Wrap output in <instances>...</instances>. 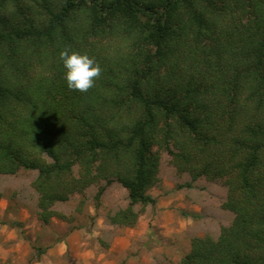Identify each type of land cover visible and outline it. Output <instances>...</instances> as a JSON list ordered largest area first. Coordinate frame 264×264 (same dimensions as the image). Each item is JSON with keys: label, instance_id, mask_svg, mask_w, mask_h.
I'll return each mask as SVG.
<instances>
[{"label": "trees", "instance_id": "trees-1", "mask_svg": "<svg viewBox=\"0 0 264 264\" xmlns=\"http://www.w3.org/2000/svg\"><path fill=\"white\" fill-rule=\"evenodd\" d=\"M65 48L103 70L87 93L65 85ZM162 152L222 182L233 214L176 264H264V0H0V175L37 172L40 222L116 182L108 222L135 227Z\"/></svg>", "mask_w": 264, "mask_h": 264}, {"label": "rangeland", "instance_id": "rangeland-1", "mask_svg": "<svg viewBox=\"0 0 264 264\" xmlns=\"http://www.w3.org/2000/svg\"><path fill=\"white\" fill-rule=\"evenodd\" d=\"M36 175L25 170L0 175V264H176L192 238L216 239L233 220L221 207L227 193L223 183L191 181L176 171L165 152L158 182L148 191L155 203L133 228L108 222V214L127 204L126 192L116 182L105 187L98 203L94 196L104 182L89 187L84 197L75 194L55 204L53 210L65 218L43 224L32 186Z\"/></svg>", "mask_w": 264, "mask_h": 264}, {"label": "clouds", "instance_id": "clouds-1", "mask_svg": "<svg viewBox=\"0 0 264 264\" xmlns=\"http://www.w3.org/2000/svg\"><path fill=\"white\" fill-rule=\"evenodd\" d=\"M59 62L63 68V80L69 91L87 93L100 77L102 68L94 57L70 48L59 52Z\"/></svg>", "mask_w": 264, "mask_h": 264}, {"label": "crops", "instance_id": "crops-1", "mask_svg": "<svg viewBox=\"0 0 264 264\" xmlns=\"http://www.w3.org/2000/svg\"><path fill=\"white\" fill-rule=\"evenodd\" d=\"M130 244V243H129ZM129 244L127 246H129Z\"/></svg>", "mask_w": 264, "mask_h": 264}]
</instances>
